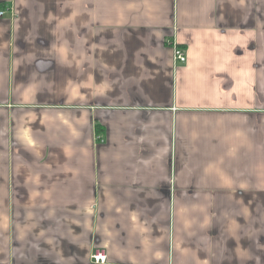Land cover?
<instances>
[{
	"label": "crops",
	"instance_id": "crops-1",
	"mask_svg": "<svg viewBox=\"0 0 264 264\" xmlns=\"http://www.w3.org/2000/svg\"><path fill=\"white\" fill-rule=\"evenodd\" d=\"M0 10V264H264V0Z\"/></svg>",
	"mask_w": 264,
	"mask_h": 264
},
{
	"label": "built area",
	"instance_id": "built-area-1",
	"mask_svg": "<svg viewBox=\"0 0 264 264\" xmlns=\"http://www.w3.org/2000/svg\"><path fill=\"white\" fill-rule=\"evenodd\" d=\"M3 14H4V11L0 10V15H3ZM170 45L172 47V55H173L174 62L177 64L184 63L186 61L185 50L173 42H170ZM91 258L94 262L100 263V262L105 261L106 255L103 252V250L98 249L91 255Z\"/></svg>",
	"mask_w": 264,
	"mask_h": 264
}]
</instances>
